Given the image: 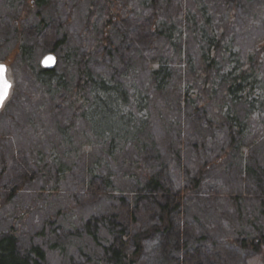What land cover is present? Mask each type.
I'll list each match as a JSON object with an SVG mask.
<instances>
[{
  "label": "trees",
  "instance_id": "trees-1",
  "mask_svg": "<svg viewBox=\"0 0 264 264\" xmlns=\"http://www.w3.org/2000/svg\"><path fill=\"white\" fill-rule=\"evenodd\" d=\"M55 1L0 0L14 29L0 39L14 72L0 264H241L264 252V0H61L45 68L20 25L32 16L46 30ZM137 26L148 38L125 55ZM19 150L28 172L16 182ZM78 182L97 196L86 203ZM42 193L46 215L33 212Z\"/></svg>",
  "mask_w": 264,
  "mask_h": 264
},
{
  "label": "rangeland",
  "instance_id": "rangeland-1",
  "mask_svg": "<svg viewBox=\"0 0 264 264\" xmlns=\"http://www.w3.org/2000/svg\"><path fill=\"white\" fill-rule=\"evenodd\" d=\"M56 1H57V3H56ZM56 1L52 4H49L47 7L48 12L51 13L52 19H54V20H52L49 23L46 30H43V32H36V29L33 28V23L30 20V18L32 16H30L29 20L24 19L23 24L20 25L22 27L21 31H23V34L25 36L28 37V35H29V37H32L36 34V36L39 38V42H38V44L40 46L39 49L42 52V56L40 57V60H39L40 63H41V60L43 59V57L45 55L49 54L47 52L49 51V48L53 45V42L55 41V38H56L55 24L58 22L59 16L62 15V17H63L64 11L62 9V2H61V0H56ZM42 11L44 12V7H43ZM10 31H14L13 24H10L9 21H7V20H5L3 22L0 21V39L4 38L3 36L1 37V35H4V34L8 35ZM147 38L148 37H147L146 31H145V27L137 26L135 28H132L131 36L130 37L128 36V38L121 44V47L124 50V54L127 55L129 53H132L135 50L134 48L144 44L146 42ZM2 42L0 43L1 44L0 51L3 50ZM141 47H145V45H143ZM4 64H6L8 66V78L14 82V77H13L14 72L12 74V72L10 71L11 61H8ZM16 71H17V69H16ZM1 110H0V128H2V126L4 125V117L10 116V113H11L10 108L5 109V106ZM1 132L2 131L0 129V134H1ZM15 155L16 156L14 157L13 162H11V166H12L11 168L14 170L13 179H15L16 182H19L22 180V178L28 172V169H27L28 168V162H27V160H26V158H25V156L21 150L17 151V153ZM77 173L78 172H76V174ZM169 174L171 175V177L173 179H175V180L177 179L176 172L169 171ZM210 190H212V186L207 185L206 187L202 188L201 192L204 195H211ZM74 191L77 192V195L81 199H83V200L85 199V201L86 200L89 201V199L92 196H97V193H98L97 190L96 191L92 190V188H90V187L84 188L80 182H78V186H76V184H75ZM49 195L50 194L42 193V194H40V196L36 195L34 197L35 199H34L33 204H32L33 205V212H38L41 215H46L48 212H51L55 208V206L53 204H51L49 201H47L45 199ZM82 196H83V198H82ZM86 203H88V202L86 201ZM203 203L201 202V200L198 201L199 205H203ZM217 204L222 206L221 202H219ZM148 209H150V207H147V206L141 207L142 213H145L146 211H148ZM114 211H115L116 215H118V217H117L118 220L123 221L125 223H128L129 214H128L125 206L118 205L114 208ZM31 213H32V211H31ZM84 213H87V210ZM139 220H141V219H139ZM144 220H145V218L141 221H144ZM177 221H178L177 223L181 227L182 232H184L185 234H189V232L191 231L189 224H183L182 221L179 219H177ZM242 260L243 261H241V264H264V252H260L258 254H254V255H250V256H244V259H242ZM52 261H53V264H64L55 258H53ZM65 264H66V262H65Z\"/></svg>",
  "mask_w": 264,
  "mask_h": 264
},
{
  "label": "water",
  "instance_id": "water-1",
  "mask_svg": "<svg viewBox=\"0 0 264 264\" xmlns=\"http://www.w3.org/2000/svg\"><path fill=\"white\" fill-rule=\"evenodd\" d=\"M48 57H52L53 59L49 60ZM55 63V58L53 55H46L43 57V59L41 60V65L45 68H50L52 66H54ZM0 109L2 108L5 100L7 99L10 89L12 87V81L8 78V67L6 64L4 63H0ZM4 82H7V84L9 85L6 94H3V85Z\"/></svg>",
  "mask_w": 264,
  "mask_h": 264
},
{
  "label": "snow or ice",
  "instance_id": "snow-or-ice-1",
  "mask_svg": "<svg viewBox=\"0 0 264 264\" xmlns=\"http://www.w3.org/2000/svg\"><path fill=\"white\" fill-rule=\"evenodd\" d=\"M49 60L53 59L52 57H48ZM2 70V69H0ZM9 85L7 84V82H4V85H3V94H6L7 92V89H8Z\"/></svg>",
  "mask_w": 264,
  "mask_h": 264
}]
</instances>
